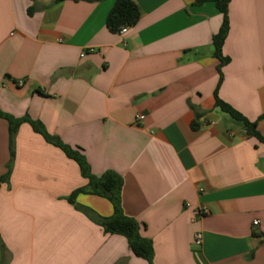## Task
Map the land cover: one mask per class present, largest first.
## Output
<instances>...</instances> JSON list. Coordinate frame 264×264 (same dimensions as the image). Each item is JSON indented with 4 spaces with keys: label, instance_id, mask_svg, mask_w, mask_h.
Listing matches in <instances>:
<instances>
[{
    "label": "crops",
    "instance_id": "1",
    "mask_svg": "<svg viewBox=\"0 0 264 264\" xmlns=\"http://www.w3.org/2000/svg\"><path fill=\"white\" fill-rule=\"evenodd\" d=\"M115 1L0 0V111L121 177L151 263L96 223L108 200H65L86 180L22 123L0 181V264H264V143L213 95L221 74L218 98L264 137V0H229L220 73L212 2L130 0L139 17L120 35L105 24ZM8 161L0 118V177Z\"/></svg>",
    "mask_w": 264,
    "mask_h": 264
},
{
    "label": "trees",
    "instance_id": "2",
    "mask_svg": "<svg viewBox=\"0 0 264 264\" xmlns=\"http://www.w3.org/2000/svg\"><path fill=\"white\" fill-rule=\"evenodd\" d=\"M206 2H212L222 15L220 28L217 34L212 37L213 57L219 62L218 71L220 73L221 67L228 63V59L221 54V48L228 32L227 10L229 0H193V5L199 6ZM138 17V9L132 1L116 0L114 6L107 15L105 24L110 32L116 33L122 26L130 27L134 25L137 22ZM220 83L221 74L213 94L215 107L223 113L228 114L232 119L241 122L244 131L248 136L254 137L259 142L264 143V137H262L256 130V122L248 121L231 106L218 98L217 89ZM0 118L6 120L8 123L9 137V161L6 165L7 171L5 175L0 177V181H8L9 179L14 158V138L18 127L22 123H27L32 130L41 135L48 144L60 149L68 159L74 161L79 168L81 177L86 180L85 186L75 189L65 198V200L69 204L74 205L76 197L80 194L95 195L108 200L112 205L113 214L110 217L96 219V223L102 228L104 234L120 235L124 237L129 249L136 257L142 258L148 263H151L153 254L151 241L140 235L139 224L134 219L127 217L122 213L120 205L122 179L118 174L107 171L101 176H94L91 174L81 150L78 148H72L69 145L64 144L59 138L48 134L39 122L30 120L28 116L16 119L0 111ZM75 207L80 210L79 207Z\"/></svg>",
    "mask_w": 264,
    "mask_h": 264
},
{
    "label": "built area",
    "instance_id": "3",
    "mask_svg": "<svg viewBox=\"0 0 264 264\" xmlns=\"http://www.w3.org/2000/svg\"><path fill=\"white\" fill-rule=\"evenodd\" d=\"M127 28H128L127 26H122V27H120L118 29L117 33L120 34V35H122V34H124L126 32ZM136 119L140 120V119H142V116H137ZM258 224H259V222L257 220H255L253 222V226H257ZM200 243H201V236L200 235H197L196 236V240H195V244L196 245H200Z\"/></svg>",
    "mask_w": 264,
    "mask_h": 264
}]
</instances>
